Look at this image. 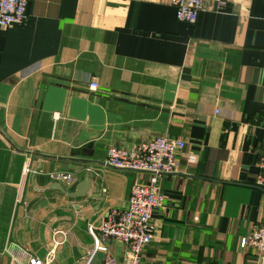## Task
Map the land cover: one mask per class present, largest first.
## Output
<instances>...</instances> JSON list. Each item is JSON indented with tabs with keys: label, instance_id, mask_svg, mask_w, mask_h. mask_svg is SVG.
<instances>
[{
	"label": "crops",
	"instance_id": "obj_1",
	"mask_svg": "<svg viewBox=\"0 0 264 264\" xmlns=\"http://www.w3.org/2000/svg\"><path fill=\"white\" fill-rule=\"evenodd\" d=\"M27 12L0 27V264H101L89 227L148 179L107 166V150L161 135L185 148L159 178L144 264H264L241 247L264 224V0L206 1L193 24L171 0H29Z\"/></svg>",
	"mask_w": 264,
	"mask_h": 264
},
{
	"label": "built area",
	"instance_id": "obj_2",
	"mask_svg": "<svg viewBox=\"0 0 264 264\" xmlns=\"http://www.w3.org/2000/svg\"><path fill=\"white\" fill-rule=\"evenodd\" d=\"M28 1L0 0V27L26 21ZM206 1L222 4V0H171V5L178 20L193 24L197 21ZM90 89H97L95 80L91 82ZM184 148L183 141L167 135L153 137L147 142L129 148L115 146L108 148L105 160L107 166L122 171L147 173L148 179L145 182L136 181L132 185L124 209H110L97 226L89 227L94 251L104 255L101 264H144L145 248L151 244L154 235L152 214L155 210L161 209L165 203L163 194L159 192V178L163 174L177 171L178 154ZM30 172V168L25 167L24 174ZM50 178L68 184L74 178V174L57 172L50 174ZM256 185L264 189V155L259 162ZM111 241L127 248L126 258L119 260L109 252L108 243ZM241 247L252 248L259 255L264 256V224L254 226L252 232L241 240ZM26 264H49V262L30 258Z\"/></svg>",
	"mask_w": 264,
	"mask_h": 264
},
{
	"label": "water",
	"instance_id": "obj_3",
	"mask_svg": "<svg viewBox=\"0 0 264 264\" xmlns=\"http://www.w3.org/2000/svg\"><path fill=\"white\" fill-rule=\"evenodd\" d=\"M90 186L89 175L85 176L84 182L76 188V191L71 194L72 197H81L87 194ZM264 190V189H263Z\"/></svg>",
	"mask_w": 264,
	"mask_h": 264
},
{
	"label": "trees",
	"instance_id": "obj_4",
	"mask_svg": "<svg viewBox=\"0 0 264 264\" xmlns=\"http://www.w3.org/2000/svg\"><path fill=\"white\" fill-rule=\"evenodd\" d=\"M147 248V247H146ZM146 248H145V250H146Z\"/></svg>",
	"mask_w": 264,
	"mask_h": 264
}]
</instances>
